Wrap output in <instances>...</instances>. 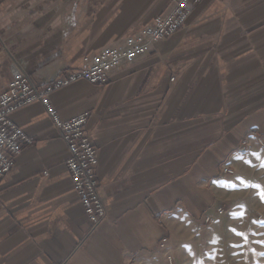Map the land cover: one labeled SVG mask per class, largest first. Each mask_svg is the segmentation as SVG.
<instances>
[{
    "label": "crops",
    "instance_id": "crops-1",
    "mask_svg": "<svg viewBox=\"0 0 264 264\" xmlns=\"http://www.w3.org/2000/svg\"><path fill=\"white\" fill-rule=\"evenodd\" d=\"M172 0H0V92L13 57L38 85L120 45ZM111 73L54 92L87 132L107 216L92 227L67 145L40 102L11 118L35 143L0 184V264H136L217 201L221 172L264 140V0H203L182 29Z\"/></svg>",
    "mask_w": 264,
    "mask_h": 264
},
{
    "label": "rangeland",
    "instance_id": "rangeland-1",
    "mask_svg": "<svg viewBox=\"0 0 264 264\" xmlns=\"http://www.w3.org/2000/svg\"><path fill=\"white\" fill-rule=\"evenodd\" d=\"M176 1L172 0L164 11L157 14L150 23L137 31L135 35L122 39V44L102 47L98 52L87 55L81 67L61 71L40 85L45 87L51 81L59 77H64L69 71L84 68L87 62V65L92 64V57L95 55L109 52L108 50L118 49L128 39H138L139 37L140 43L137 45L148 47V51L145 54L137 55L133 62L130 63L123 59L118 64H113L109 70L108 68H103L106 70L105 77L101 75L97 83H92L85 78H78L60 89L79 81H87L95 86L107 85L110 82L111 73L119 69L122 65L132 64L139 58L151 53L153 51L152 47L156 43L169 38L182 29L189 20L194 5L200 4L203 0H193L189 3V13L186 22L179 26L177 25V28L166 30L162 37L154 38L150 42L148 40L145 41L144 36L148 34L149 28L151 26L155 27L157 23H160L157 21L159 16L163 14L167 16L169 14L168 12L174 11ZM179 2L182 4L184 0ZM154 35L150 38L155 37ZM53 93H51L50 99ZM83 113H88L89 120L90 112L86 111ZM58 114L62 118L59 112ZM62 120L66 121L69 119L62 118ZM52 121L67 145L68 155L65 160V165L69 171L67 165L69 144L62 137L61 129L54 120ZM96 152L98 157V162L95 166V173L98 180L97 191L100 202L104 205L101 211L102 214L100 213L96 217L97 220H93L94 218L92 219L90 217L82 197L78 193L79 190L74 185L71 177L75 193L92 227L98 225L107 216V207L101 194V184L97 172L100 160L98 149ZM217 185V201L200 217V220L189 222L188 228L185 231H177L175 234L179 233V235L176 236L177 239H174L175 242L173 245L168 246V243L165 246L162 245L156 253L137 261L136 264H264V140L256 144H251L250 146H245L244 149L236 153L227 166L223 168Z\"/></svg>",
    "mask_w": 264,
    "mask_h": 264
},
{
    "label": "built area",
    "instance_id": "built-area-1",
    "mask_svg": "<svg viewBox=\"0 0 264 264\" xmlns=\"http://www.w3.org/2000/svg\"><path fill=\"white\" fill-rule=\"evenodd\" d=\"M176 1L175 10L159 16L157 26L150 27L148 34H145V41L162 37L166 30L177 28L186 22L189 13V3L193 0H184V3ZM183 1V0H182ZM174 12L173 14H171ZM155 34V35H154ZM152 35L155 37L150 38ZM140 39H128L127 42L118 49L108 50L103 54L92 57L93 62L76 71H69L67 74L45 87L38 85L26 72L22 62L13 57V78L7 87L0 92V184L5 176L15 165L16 157L25 147L35 143V138L27 134L17 125L11 115L20 108L29 104L40 102L45 107L48 115L61 129L62 137L68 142L69 157L67 165L71 173L74 185L79 190L87 212L93 220L102 214L104 205L101 204L97 191V176L95 166L98 162L97 149L92 139L87 133L88 113L80 114L69 120H62L54 107L50 95L63 86L68 85L78 78L88 79L92 83L99 82L101 75L105 77V72L111 66L118 64L125 59L133 62L137 55L145 54L148 47L137 45ZM105 68V69H103Z\"/></svg>",
    "mask_w": 264,
    "mask_h": 264
}]
</instances>
